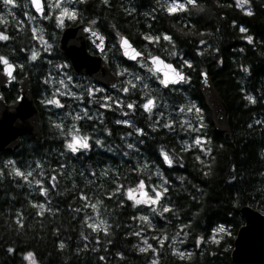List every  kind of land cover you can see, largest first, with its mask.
<instances>
[{
    "label": "trees",
    "instance_id": "trees-1",
    "mask_svg": "<svg viewBox=\"0 0 264 264\" xmlns=\"http://www.w3.org/2000/svg\"><path fill=\"white\" fill-rule=\"evenodd\" d=\"M243 1V7L238 0L66 1L76 18L65 26L88 22L101 32L103 58L118 74L100 98L83 89L72 99L48 84L55 71L72 75L56 50L61 29L54 15L46 18L45 9L36 20L39 38L52 45L46 52L29 26L28 14L35 15L29 0H0V70L2 60L16 66L0 97L14 103L17 82L28 73L41 127L40 142L21 138L16 151L0 154V264H234L241 211L264 215V0ZM169 2L183 10L170 12ZM121 36L143 53L139 61L158 56L179 68L185 82L164 88L151 73L153 87H142L144 69L122 58ZM87 48L96 53L89 42ZM126 71L134 84L125 81ZM203 72L227 107L231 135L211 124L199 93ZM190 102L200 110L202 129L194 122L188 130L173 117ZM76 107L90 115H73ZM73 126L89 137L85 150L68 149ZM141 184L146 189L136 195L161 190L158 204L128 198ZM96 214L105 218L104 229L93 227Z\"/></svg>",
    "mask_w": 264,
    "mask_h": 264
},
{
    "label": "water",
    "instance_id": "water-1",
    "mask_svg": "<svg viewBox=\"0 0 264 264\" xmlns=\"http://www.w3.org/2000/svg\"><path fill=\"white\" fill-rule=\"evenodd\" d=\"M39 3L41 11H37L34 0H30L35 15L42 17L45 12L44 1L39 0ZM88 40L96 54H91L88 51ZM124 41H127V47L124 46ZM105 48V36L88 22L66 26L61 30L56 44L57 52L66 60L74 76L87 77L99 86L107 88L117 83L118 75L110 70L102 57ZM118 48L127 63H136L144 57L143 53L125 36L120 37ZM147 62L152 71L160 77L164 88L176 87L185 82L186 75L174 64L158 56L149 58ZM7 64L11 67L12 74L11 76L5 75L4 65L2 66L0 94L9 88L16 72L14 64L9 62ZM17 83L18 97L14 103L7 104L0 97V154L16 151L20 146L21 138H29L36 143L41 140V127L38 111L30 91L29 74L23 75ZM199 93L209 113L214 130L218 133L231 135L227 107L209 76L204 72L201 73ZM145 194L138 192L136 198L144 197ZM241 213L245 225L238 231L235 238L232 261L234 264H264V215L248 207L244 208Z\"/></svg>",
    "mask_w": 264,
    "mask_h": 264
},
{
    "label": "rangeland",
    "instance_id": "rangeland-1",
    "mask_svg": "<svg viewBox=\"0 0 264 264\" xmlns=\"http://www.w3.org/2000/svg\"><path fill=\"white\" fill-rule=\"evenodd\" d=\"M66 1H68V0H44L45 5H46V9H47L46 18L49 17L51 14L54 15V17H55L54 20H55L56 27L59 28V29H63L65 27L66 21L72 20V19H69L66 15L62 16V12H64L65 10H67V12H73L76 15V12L74 10L70 9V7H68L66 5ZM240 2L243 3L244 6L246 5V2L243 1V0L240 1ZM5 4L6 5L9 4L8 0H5ZM172 4H179V5H181V3H179V2H173V3L172 2H169V4H168L169 7ZM54 10H57V13H55ZM61 19H62V25L63 26L62 27H59L57 25L58 24H61ZM36 20H39L38 17H36L35 15L28 14L29 26H30L33 34L35 35V37L37 38V40L40 41L43 44V46H42L43 49L46 52H49L51 50V48H52L51 47L52 45L50 43H47L46 40L43 37L40 36V38H39V35L41 33V30H40V24ZM2 61H6V60H2ZM139 64H140V67L142 69H144V72L141 73V76L139 77L140 82L142 84L141 85L142 87H145V88L146 87L149 88V86H152L153 87V85L151 84L152 83L151 78H153L151 76L152 74H154V75H156L158 77V79H156V80L161 84L160 77L156 73H154L152 71V69L151 70H148V68L150 67V65H149L148 62H146V61H139ZM2 65H4L3 62H2ZM180 68H182V67H180ZM60 72L61 73L58 75L57 72L55 71L56 75L54 77H52V79H49V81H48V84L52 88L54 94L64 95V93H68L69 92L70 93V97H72V99H73V98H75V96H73V93L75 91H77V90L83 91V89H84V90H87V92H91L89 95L92 94V96H98L100 98V96L105 92V90L103 88H101L99 85L95 84L93 81L90 82V81H82L80 79H74L75 76L69 75V73H65L64 74L63 71H60ZM124 76H125V81L127 80V82H129V83L131 82V83L134 84V82L136 81V79L134 78V76L132 74H130V73H127V71L125 72ZM84 78H86V77H84ZM156 80L154 78V81L155 82H156ZM71 86H73L74 88L71 89ZM160 95L161 94H158V96L153 95L152 97H149L148 100L146 101V103L144 104V109H145V105H147L149 103V101H151V107H150L149 110L154 109V107L156 106L155 103L159 99V96ZM68 98H69V96H68ZM50 103L53 104V102H47L46 105H50ZM55 103H57V102H55ZM102 105L106 106L105 105V101L102 102ZM117 105H119V103H117ZM187 105H189V106H187ZM129 109H133V106L129 107ZM165 110H169V108H167ZM168 112L170 113V110ZM85 114L88 115V116L90 115V114H88V110H83L82 108L79 110L76 107L73 115H76V116H78V115L84 116ZM173 114H174L173 117L174 118H178L179 121L188 130H192V128L194 127L193 126L194 125V122H195V124H197L198 129H202V127L204 125L203 122H202V120H201L202 118H200V110H199V108L197 107L196 104H192V102L186 104V106L178 105L176 107V110L173 111ZM124 115H122V116H124ZM168 116L170 117V115H168ZM170 119H171V117H170ZM68 139H69L68 144H74L75 147H76V150H85L86 148H88V142H89L88 139H89V137H86L84 135H81L74 126L71 127V129H70V133H69ZM77 141L86 142L87 143V147L86 148L85 147H82L80 143H77ZM143 186L144 187H143L142 190L146 189V186L145 185H143ZM137 190H141L140 187L137 188V189H134L132 191L133 199H131V200H132L133 203H135V205H149V206H154V205L158 204L159 201L161 200L162 192H161L160 189L153 188V189H151V192H152L153 195H150L149 196L147 194L146 197H141V198L139 197V198H136L135 199ZM157 193L160 194L159 197H157ZM137 200H140L141 203H138L137 204L136 203ZM153 200L156 201V202L155 203H152L151 201H153ZM144 220H146V219H144ZM92 225H93L94 228L104 229L105 226H106L105 218L99 216L98 214H96L93 217ZM223 231H224V229H223ZM223 231H221V229H219L216 232H214L213 233V238L218 239L219 236H220V234ZM143 247L146 250L149 249V245L147 243H145ZM175 250L178 251V252L180 251L179 250V247H176Z\"/></svg>",
    "mask_w": 264,
    "mask_h": 264
},
{
    "label": "snow or ice",
    "instance_id": "snow-or-ice-1",
    "mask_svg": "<svg viewBox=\"0 0 264 264\" xmlns=\"http://www.w3.org/2000/svg\"><path fill=\"white\" fill-rule=\"evenodd\" d=\"M8 2H9V4H12L13 3V0H8ZM34 2H35V5H36V8H37V11H41L42 9H41V7H40V3H39V0H34ZM189 2H191V0H189ZM177 8H180L181 10H183V6L182 5H179V4H172V5H170V7H169V11L170 12H172V11H175ZM248 14H251L250 12L248 13ZM64 15H69V16H71L72 18H75V13H73V12H71V13H69V12H67V10H65L64 12H62V16H64ZM61 24H62V19H61ZM241 31H243V29L241 30ZM93 35H95V33H93ZM164 39H168V37L167 36H165L164 37ZM251 42V41H250ZM124 43V46L125 47H127L128 45H127V41H124L123 42ZM3 63H7V61H2ZM9 76H11V71H9ZM181 79H183V77H180ZM129 107H131V105H129ZM150 107H151V101H149V103L147 104V105H145V109L146 110H149L150 109ZM77 143H80L81 144V146L82 147H87V143L86 142H83V141H77ZM197 143H200L199 141H197ZM69 147L70 148H72L73 149V151L75 152V150H76V147H75V145L74 144H69ZM164 159H165V161L167 162V163H171V161L169 160V158H168V156L167 155H165L164 156ZM18 175H20V173H17ZM55 179V177H53V180ZM143 184H141L140 185V189L142 190L143 189ZM159 193H157V197H159ZM128 198L129 199H133V194H132V191H129V193H128ZM152 203H155L156 201H151ZM136 203L138 204V203H141V201L140 200H137L136 201ZM41 207H43L42 205H41ZM167 211V210H166ZM144 219H146L145 217H144ZM221 231H223V229H221Z\"/></svg>",
    "mask_w": 264,
    "mask_h": 264
},
{
    "label": "clouds",
    "instance_id": "clouds-1",
    "mask_svg": "<svg viewBox=\"0 0 264 264\" xmlns=\"http://www.w3.org/2000/svg\"><path fill=\"white\" fill-rule=\"evenodd\" d=\"M243 6H244L243 3H241L240 0H238L237 7H243ZM249 12H250L251 14H248ZM69 13H71V12H69ZM245 15L251 16V15H252V11H251V9H249L248 12L245 13ZM66 16H67L69 19H72V20H74V19L76 18V15H75V18H72V17L69 16V15H66ZM57 26L62 27L63 25H62V24H58ZM242 29H243V31H241ZM240 31H241V32H244V31H246V29L243 28V27H241ZM248 39H249V42H250V41H251V37H249ZM32 58L35 59V58H36L35 55H33ZM0 59H2V58H0ZM3 64H4V74H5V75H9V71H11V74H12V69H11V67H9L7 63H3ZM67 147H68V149H70L71 151H73V149L69 147V144L67 145ZM75 151H76V150H75ZM73 152H74V151H73ZM140 219L144 220V217H140Z\"/></svg>",
    "mask_w": 264,
    "mask_h": 264
},
{
    "label": "flooded vegetation",
    "instance_id": "flooded-vegetation-1",
    "mask_svg": "<svg viewBox=\"0 0 264 264\" xmlns=\"http://www.w3.org/2000/svg\"><path fill=\"white\" fill-rule=\"evenodd\" d=\"M46 7V6H45ZM45 12H46V10H45ZM177 87V86H176ZM171 88V87H170ZM173 88V87H172ZM75 94H77V93H73V96L75 95ZM73 99H75V98H73ZM75 105H81L80 103H76ZM83 105H85V104H83ZM198 107V106H197Z\"/></svg>",
    "mask_w": 264,
    "mask_h": 264
}]
</instances>
